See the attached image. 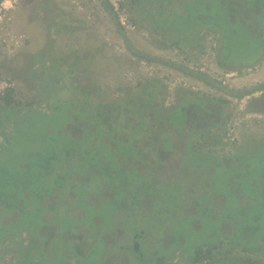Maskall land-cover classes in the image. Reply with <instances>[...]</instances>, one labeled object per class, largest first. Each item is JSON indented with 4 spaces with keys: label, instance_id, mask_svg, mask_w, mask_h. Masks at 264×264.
Masks as SVG:
<instances>
[{
    "label": "rangeland",
    "instance_id": "rangeland-1",
    "mask_svg": "<svg viewBox=\"0 0 264 264\" xmlns=\"http://www.w3.org/2000/svg\"><path fill=\"white\" fill-rule=\"evenodd\" d=\"M123 1L124 24L107 0L6 4L11 9L0 28V80H9L15 103L0 102V242L9 235L7 245L30 246L33 233L45 251L37 254L38 264H68L57 251L52 262L46 251V242L61 248L62 225L90 234L72 264H209V254L194 260L207 249L212 264H264V184L242 181L238 187L227 166L231 155L247 159L264 142V62L228 71L218 65L215 32L160 25L173 11V20H190L180 7L184 0ZM194 3L198 15L221 5ZM153 92L159 94L153 104L162 110L150 118L145 97ZM187 95L209 99V113L188 105L182 133L166 114ZM136 107L148 116L137 130ZM12 120L18 122L13 130ZM212 121L218 125L205 124ZM103 122L114 132L105 134ZM194 126L207 135L189 131ZM139 132L137 146L132 135ZM167 137L174 144L164 148L160 138ZM193 147L202 156L189 157ZM57 149L63 152L52 162ZM253 153L251 178L264 175V150ZM62 155L72 161L60 165ZM25 192L31 197L24 202ZM238 192L256 209L238 207L247 200ZM171 193L159 218L158 197ZM18 206V214H7ZM212 213L219 215L213 219ZM227 254L232 258L218 259ZM1 257L17 264L21 255L6 258L0 249Z\"/></svg>",
    "mask_w": 264,
    "mask_h": 264
},
{
    "label": "trees",
    "instance_id": "trees-1",
    "mask_svg": "<svg viewBox=\"0 0 264 264\" xmlns=\"http://www.w3.org/2000/svg\"><path fill=\"white\" fill-rule=\"evenodd\" d=\"M3 1L4 0H0V6L3 3ZM194 1H196V0H184L180 5L182 13L185 12L186 14H188V16H191L190 20H186V21L182 20L184 23L181 22L179 19L173 20L174 16L178 15L177 12L173 11V12H171V15H172L171 17H173V18H171L170 21L163 22L162 24L160 21L159 22L160 25H168V27L172 28L173 30H179L180 32H183V33H189L190 32V34H193L196 31L197 27L203 28V29L209 28L212 32H215L217 34L216 39H218L220 41L219 42L220 43V50L218 51V55H217L216 59H217L219 67L226 68V70H228V71H235V72L241 73L243 70L253 69L256 66H259L260 63L264 62V0H253L250 3H244L242 0H212V3L218 2L219 4H221L218 6V10H216L215 13L212 10V14L210 11H208V12H204V13H199V15L197 14L196 11L193 12L194 9L191 7V4H193L195 6ZM198 1L205 3L206 1H211V0H198ZM215 9H217V5H216ZM261 9L263 10V12H260ZM182 13H180V14H182ZM11 94L12 93H11V89H10L4 94L3 97H0V99H2V100H0V102L3 101L6 105H13L15 103V101L12 99ZM245 95L246 94H240L237 96L241 98V97H244ZM158 100H159V94L157 92L148 93L147 96L145 97V105H146V107H149L151 110L150 118L152 115H156V112L161 113L160 111L162 109H161L160 105H159V107H156L153 104L155 101H158ZM180 104H181V106L175 107V108L171 109L170 111H168L166 116L168 118L167 122L170 125V127L176 128L178 131H180L182 133H184L185 131L188 130V129H186L187 128L186 120H187V115H188V112H187V110H188L187 106L188 105H192V104L196 105L202 111L206 112V114L209 113V108H208L209 99H207L205 97L202 98V97H198V96L193 97L191 95H187V96H185V98H183V100H180ZM89 111L90 110H88V112ZM135 111L136 112L134 115L140 118V122L138 123L137 126L134 127L137 130V128H139V126H143L144 124H146V118L148 116L145 114L143 109H139L136 107ZM16 116L17 115L15 114V118H16ZM99 119H101V118L99 117ZM204 120H205L204 122L210 121V119H204ZM194 121L195 120L193 119L192 122H194ZM16 123H18V122L16 121L13 123V120L11 121L12 130L14 129V124L16 125ZM205 124H207L208 127L209 126L215 127L218 125L217 123H214L213 121H212V124H208V123H205ZM105 125L106 124L103 122L104 128L106 127ZM193 128L194 129H192V128L189 129V131H193L192 133H194V134L197 132L201 133V134L206 133V130H204V127L199 128V127L194 126ZM104 130H105V132H104L105 134L110 133V132H114L113 127L112 128L110 127V129H108L106 127ZM140 135L142 136L143 133L139 132L138 134L132 135L133 141L135 139H137V146L139 144V140L141 141ZM205 135H207V134H205ZM191 137H193V136H191ZM6 139H7V135L4 139V141H6ZM213 140H214V143L216 144L215 138ZM205 141H207V139ZM160 142H163L164 143L163 145H168V146L171 144L172 145L174 144L173 140H172V142H173L172 143L171 141H169L168 137L163 139V140L160 138ZM204 143H206V142H204ZM131 144H132V141L130 140L129 145L131 146ZM183 145H185V144L183 143ZM186 145L188 146L187 142H186ZM259 147H261V148L259 150H256L254 152L255 154L260 153L264 150V142H261V145ZM171 148H173V147L171 146ZM191 151L192 152L188 154L189 157L190 156L195 157L198 154L200 156H202L200 153L197 152L198 150L194 149V147H193V150H191ZM55 152L56 153H54L50 157V161H52V162H57L59 160L58 159V156L60 155L59 153L63 152V150L57 149V151H55ZM77 153H79V152H77ZM132 153H133V149H132V147H130V152L127 154H132ZM252 153H253V151H251V152L248 151V153L246 154L247 159H245L244 158L245 156H242V155L238 156V158L235 157L234 159H233V157H231L232 156L231 155L230 158H228L227 166H231V169H229V170L233 171V173L231 171V174L229 175V177H231L230 179L232 180L231 181L232 184H237V182L242 183V181L243 182L246 181V182L250 183V186H253L254 183H258L257 180L259 181V183H262V185L264 184V175L263 174L260 173L263 176L260 175L258 177L253 175L254 178H251V176H249L251 174V172L253 174V166H252V162H251ZM208 157H211V156H208ZM261 157H262V160L264 161V155ZM62 158H63V160H62ZM70 161H72L71 156L62 155L60 165H63L64 162L70 163ZM224 163L226 166V161H224V160L219 161V165L224 164ZM97 165L98 164H93V167L98 168ZM179 165H180V163H179ZM246 166L248 167L247 169H246ZM226 170H227V168H225L224 172ZM95 171L98 172L97 170H95ZM255 171H257V170H255ZM258 172H259V170H258ZM237 186L239 187L238 184H237ZM63 190H64V188H63ZM255 190H257V189H255ZM238 193H240L241 195L245 194L247 196V200H245V202L242 205H239L238 207L245 209V210L246 209H249V210L256 209V207L253 205L255 201L253 202V201L249 200V196L245 192H238ZM149 194H151V193H148V195H146V196H149ZM23 197H24V202H25V199H27L28 197H31V196L28 195L27 192H25ZM144 198H145L144 196H141L139 199H144ZM153 198L155 199V197H153ZM173 198H174V196L172 193L169 194L168 197H166V198L162 195H161V197H158L161 206H160V208H155V209L160 211V213L158 215L159 218L164 217L165 213L167 212V210L164 208L167 205L166 200H168L169 203H172L171 200ZM135 201H136V199H134L133 204H135ZM188 205H190V203ZM2 209L3 208H1V210ZM7 209H8V210H6L8 212L7 214H12L14 212L18 214L22 210V208L19 206L14 208V211H12V212L9 211L11 209H9V208H7ZM197 209L199 211V208H197ZM199 214H200V211H199ZM223 214H225V213H223ZM3 215H5V213H3ZM175 215H176V213H175ZM217 215H219V214L218 213H212V215H210V217L215 219ZM45 227H43V228H45ZM247 229H248V227H247ZM20 233H22V231ZM59 233H63L62 235L65 236V238H63V244L61 245V248L57 249L56 247L58 245H56L55 250H53L52 249L53 245H49V242H46V244H47L46 246L49 247V250H46V251L51 253L50 256L52 258L51 260H53L52 262L55 263L54 259L56 258V253L54 251H57L62 258L66 257V260H68V264H72V260H75L73 257L74 256L73 253L75 252L76 256L81 257V251H80L81 247L83 249H85V246H82V245L84 243V240L86 241L87 239H89L90 234L87 233L86 231H82V229H80V230L70 229V231H66V228L64 229V227H62V225L60 226ZM12 234L14 235V237H17V235H19L18 233H12ZM29 234L31 235V240L29 243L30 246L24 247V246L20 245V248H18V247L15 248L14 247L15 244H13V245L8 244L7 245L6 241L9 240V237H8L9 235H8L4 238L5 239L4 241L2 240L0 242V246H6V248L0 247V249H3L4 255H6V256L14 255L15 256V257H13L14 260L17 259V255L20 253L21 258L19 260V264H38L39 262L36 261L35 258H38V255H37L38 253L45 252V251H43V247H42L43 242L40 243V241H38V242L35 241L33 238L34 234L33 233H29ZM72 234L77 235V238L74 241L71 240ZM105 234H106V232L104 233V236H105ZM87 235H89V236H87ZM104 236H102V237H104ZM48 237H51V236H48ZM57 238H60V237L58 236ZM43 241L45 242V240H43ZM76 241H77V243H76ZM18 244H20V243H18ZM10 247H13L12 250L10 249ZM214 248L215 249L217 248L216 245L212 246L211 250ZM18 249H22V251H19V253H17ZM35 250H39V252H37ZM244 250H246V248ZM40 251H42V252H40ZM250 251H251V249H250ZM252 251H255V249ZM256 251H258V250L256 249ZM205 252H206V254H204L202 252V253L194 256V260L201 262L202 260H205V258H207L206 255L209 254L208 260H212V262L209 264L214 263L215 261L211 257L210 249H207ZM246 252H248V251H246ZM231 255L232 254H227V256H224V257L218 258V259L219 260H225V259L228 260V259L232 258ZM218 259H215V260H218ZM0 260H5V259H2V257H1ZM37 260H41V259L38 258ZM45 262H50V260H46ZM77 263L80 264L79 260L77 261ZM40 264H42V263L40 262ZM45 264H48V263H45Z\"/></svg>",
    "mask_w": 264,
    "mask_h": 264
},
{
    "label": "built area",
    "instance_id": "built-area-1",
    "mask_svg": "<svg viewBox=\"0 0 264 264\" xmlns=\"http://www.w3.org/2000/svg\"><path fill=\"white\" fill-rule=\"evenodd\" d=\"M14 3L17 2V0H4L3 3L0 6V28H2V24L6 18V14L8 12L9 6H7L6 4L9 3L10 5H12ZM109 4L111 5V8L120 16V21L121 23H125L121 20L122 15L125 14V11L123 9V0H108ZM127 20V19H126ZM16 36V35H14ZM14 36H11L10 41L12 42L13 39L15 38ZM17 37V36H16ZM10 89V85H9V80H0V97L4 96V94L7 92V89Z\"/></svg>",
    "mask_w": 264,
    "mask_h": 264
},
{
    "label": "crops",
    "instance_id": "crops-1",
    "mask_svg": "<svg viewBox=\"0 0 264 264\" xmlns=\"http://www.w3.org/2000/svg\"><path fill=\"white\" fill-rule=\"evenodd\" d=\"M64 21L67 22V20H64ZM6 258H7V256H6ZM4 262H6L5 264H12L13 260H0V264H3ZM17 264H19V261Z\"/></svg>",
    "mask_w": 264,
    "mask_h": 264
},
{
    "label": "flooded vegetation",
    "instance_id": "flooded-vegetation-1",
    "mask_svg": "<svg viewBox=\"0 0 264 264\" xmlns=\"http://www.w3.org/2000/svg\"><path fill=\"white\" fill-rule=\"evenodd\" d=\"M24 7H22L21 9H23ZM164 148H168V145H163ZM171 147V146H170Z\"/></svg>",
    "mask_w": 264,
    "mask_h": 264
},
{
    "label": "clouds",
    "instance_id": "clouds-1",
    "mask_svg": "<svg viewBox=\"0 0 264 264\" xmlns=\"http://www.w3.org/2000/svg\"><path fill=\"white\" fill-rule=\"evenodd\" d=\"M108 1V0H107ZM109 3V2H108ZM110 5V4H109ZM110 7H111V5H110ZM9 90V89H8Z\"/></svg>",
    "mask_w": 264,
    "mask_h": 264
}]
</instances>
